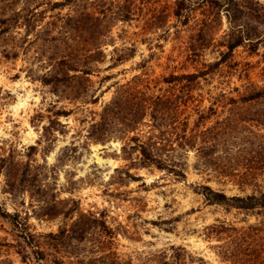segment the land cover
<instances>
[{
	"label": "rangeland",
	"instance_id": "1",
	"mask_svg": "<svg viewBox=\"0 0 264 264\" xmlns=\"http://www.w3.org/2000/svg\"><path fill=\"white\" fill-rule=\"evenodd\" d=\"M59 1H34L41 16L33 24L51 26L56 15L80 10L81 0L52 4ZM172 6L173 0L143 3L129 20L105 10L112 16L109 29L97 41L85 90L74 100L57 96L37 79L48 65L32 58L33 46L18 50L15 58L0 55V264H37L38 255L41 264H53V258L58 264H77L101 253L122 264H231L217 251L225 234L217 240L207 225L222 222L242 229L259 216L254 210L207 202L200 185L226 194L257 193L264 191V173L238 184L236 177L214 174L198 164L194 147L175 145L172 156L179 172L173 173L138 165L136 151L123 155L122 137L131 131L113 128L103 141L85 136L115 88L138 76L153 93L179 94L186 91L183 84L190 85L183 106L187 127L195 121L200 128L221 121L229 153L254 154L264 144V122L257 116L264 111V100H239L251 85L264 86V43L254 51L245 42L235 46L228 58L189 82L168 81L170 74L196 72L217 59L231 29L222 7L217 9L203 46L192 55L189 43L195 42L191 37L203 16L201 7L182 23ZM159 12L160 19H152ZM117 54L120 59H115ZM62 109L67 113H54ZM146 123L147 115L137 126L142 134L148 133ZM69 198L83 210H103L111 235L98 237L91 223L76 240L54 241L49 234L74 217L62 214Z\"/></svg>",
	"mask_w": 264,
	"mask_h": 264
},
{
	"label": "trees",
	"instance_id": "2",
	"mask_svg": "<svg viewBox=\"0 0 264 264\" xmlns=\"http://www.w3.org/2000/svg\"><path fill=\"white\" fill-rule=\"evenodd\" d=\"M34 1L36 0H0V55L4 58H15L18 50L25 51L33 46L32 58L41 62L44 59L48 65L37 79L57 96L74 100L85 90L86 75L91 72L88 60L92 53H97V41L109 29L107 22L112 16L107 17L105 10L111 9L110 15H115V18L129 20L135 9H140L143 3L149 4L155 0H137L140 5L135 4V0H81L80 10L75 15H56L55 21L50 23L51 26L47 24L41 27L33 24L41 16L33 4ZM74 1L60 0L52 4ZM172 7L173 15L182 23L187 21L192 10L201 7L203 16L193 34L196 39L191 37L195 42L189 43L192 55L193 51L203 46L202 38L210 30L209 26L217 9L219 11L222 7L232 24L230 23L231 29L226 34L225 42L221 43L225 45V49L219 50L217 59L196 72L170 74L166 79L168 81L186 78L189 82L198 73L210 71L211 67L228 58L235 46L247 43L249 51H254L257 44L264 43V3L257 0H245L243 3L237 0H173ZM160 17L159 12L152 19ZM56 22L60 23L55 25ZM120 58L119 54L115 56V59ZM182 86L186 91L179 94L153 93L148 91L147 85L138 76H133L115 88L111 97L102 105L99 118L89 123L85 136L93 141H103L113 128L122 133L131 131L132 134L122 137L123 155L136 151L138 165L151 164L173 173L179 172L172 156L174 145L194 147L198 164L212 169L214 174L232 175L236 177L238 184L249 176L264 173V144H258L254 154L248 151L247 154L229 153L222 138L224 130L220 125L221 121L215 120L213 124L201 128L200 122L195 121L192 127H187V113H184L183 106H186L189 98L187 89L189 90L190 85ZM239 100H264V86L254 88L251 85L247 94L240 96ZM54 113L66 114L67 111L55 110ZM146 115L150 120V123H146L148 133L142 134L137 126ZM257 116L260 122H264V111ZM198 117L202 116L198 114ZM200 187L207 202L254 210L256 216H259L257 221L242 229L224 226L222 222L207 225L209 233L217 240L223 239L221 233L225 234V240L216 244L220 257L231 264H264V238L261 237L264 235V191L238 195L226 194L223 190L206 184ZM69 202L62 206V214L65 217H74L67 226H59L57 231L49 234L54 241L59 242L65 238L76 240L87 231L91 223L100 232L98 237L111 235L113 231L103 219V210H83L74 199L69 198ZM108 255L101 253L86 261L79 260L77 264H96L97 261L100 264H122L108 258ZM40 257L34 256L37 264H41L38 261ZM22 258L25 261L26 256L22 255ZM52 261L53 264H58L57 259L53 258ZM161 264H168V261L163 260Z\"/></svg>",
	"mask_w": 264,
	"mask_h": 264
}]
</instances>
